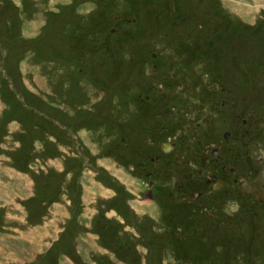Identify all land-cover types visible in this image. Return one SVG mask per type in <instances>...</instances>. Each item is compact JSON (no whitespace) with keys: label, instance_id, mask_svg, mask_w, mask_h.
<instances>
[{"label":"rangeland","instance_id":"obj_1","mask_svg":"<svg viewBox=\"0 0 264 264\" xmlns=\"http://www.w3.org/2000/svg\"><path fill=\"white\" fill-rule=\"evenodd\" d=\"M263 163L264 0H0V264H264Z\"/></svg>","mask_w":264,"mask_h":264},{"label":"flooded vegetation","instance_id":"obj_2","mask_svg":"<svg viewBox=\"0 0 264 264\" xmlns=\"http://www.w3.org/2000/svg\"><path fill=\"white\" fill-rule=\"evenodd\" d=\"M204 122H207V119H205L204 120ZM241 122L243 123V124H246L247 123V119H245V118H241ZM243 137L245 136L244 134H241ZM224 138H226V140H229V139H231V133L230 132H228V131H226V132H224ZM165 149V150H164ZM160 150L162 151V154H166V153H168L169 155V157L171 156V157H174V159H175V161H177V164L178 163H184V161H186V159H187V156H188V151L190 150L189 148L188 149H186L185 148V150L184 149H182L181 147H180V149L178 148V147H176V143H175V141H171V143L170 142H168V143H161V145H160ZM231 150V149H230ZM231 152V151H230ZM232 153V152H231ZM210 154H212V155H214V157H217V159H221V155H220V152H219V149H217V148H212L211 150H210ZM177 155V156H176ZM157 159H158V155H156L155 156ZM165 164L166 165H170L171 164V161H168V162H165ZM264 164V163H263ZM179 166V165H178ZM181 167H183V166H181ZM224 168H227V171L230 173V174H232V175H236L237 173H236V167H234V166H230V165H228V166H226V165H224L223 166ZM264 167V165H262L261 166V168H263ZM260 168V172H261V169ZM238 170V169H237ZM260 172H259V174H260ZM242 179V178H241ZM241 179H240V190L242 191V192H246V193H248L249 194V192L247 191V190H243L244 189V185L245 184H249V183H251V182H254L256 179H253V180H251V181H246V183H244V184H242L241 183ZM246 179V178H245ZM248 180V179H247ZM211 181H214V185H215V187H217L218 189H220V188H222L223 186H224V183L221 181V180H219L218 179V176H217V173L216 172H214V171H207L206 172V182H211ZM252 193H250L249 195L250 196H252V197H254V198H256L255 197V195L254 194H252ZM190 196H191V198L194 200H196V199H199L200 198V193H191L190 194ZM258 198V197H257ZM253 216H257V213L256 212H253Z\"/></svg>","mask_w":264,"mask_h":264},{"label":"water","instance_id":"obj_3","mask_svg":"<svg viewBox=\"0 0 264 264\" xmlns=\"http://www.w3.org/2000/svg\"><path fill=\"white\" fill-rule=\"evenodd\" d=\"M243 187L248 192L258 196L261 200H264V167L254 182L245 184Z\"/></svg>","mask_w":264,"mask_h":264},{"label":"bare ground","instance_id":"obj_4","mask_svg":"<svg viewBox=\"0 0 264 264\" xmlns=\"http://www.w3.org/2000/svg\"><path fill=\"white\" fill-rule=\"evenodd\" d=\"M258 197V196H257ZM258 199H260V198H258ZM261 200V199H260ZM261 201H264V200H261Z\"/></svg>","mask_w":264,"mask_h":264}]
</instances>
